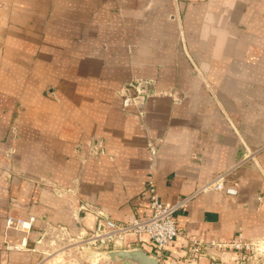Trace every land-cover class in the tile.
Returning a JSON list of instances; mask_svg holds the SVG:
<instances>
[{
  "label": "crops",
  "instance_id": "obj_1",
  "mask_svg": "<svg viewBox=\"0 0 264 264\" xmlns=\"http://www.w3.org/2000/svg\"><path fill=\"white\" fill-rule=\"evenodd\" d=\"M135 78L154 93L124 109L117 91ZM223 174L235 193L200 190ZM150 180L165 202L188 198L182 235L119 249L237 264L209 243L264 237V0H0V264H85L47 245L53 229L93 227L83 205L149 215ZM10 216L36 217L37 250Z\"/></svg>",
  "mask_w": 264,
  "mask_h": 264
},
{
  "label": "built area",
  "instance_id": "obj_2",
  "mask_svg": "<svg viewBox=\"0 0 264 264\" xmlns=\"http://www.w3.org/2000/svg\"><path fill=\"white\" fill-rule=\"evenodd\" d=\"M122 93L124 94L122 99L124 109L133 105L139 106L154 93L153 81L135 78L123 87ZM93 151L94 153L98 152L96 145L93 147ZM225 181V175H220L208 181L200 190H223L228 193H235L236 189L228 187ZM147 196L149 198L150 214L145 217H134L132 220L122 223L108 217L101 211H92L90 205H83L85 213H94L95 224L91 228H83L77 239L66 226L55 227L53 229L56 236L55 241L64 242L65 239L68 240V243L65 242L56 251L71 252L80 249L83 251L85 248L97 251H110L119 249L120 246L126 243L128 235H134L137 238L146 235L156 249L163 252L177 237L182 235V230L177 225L176 213L185 207L188 198L180 199L176 202L163 201L157 192L156 184L153 180L148 182ZM35 221L36 217L34 216L28 218L10 216L7 218V228L23 233L19 247L37 250L35 246L33 248L30 247L31 232ZM42 237L43 235H41ZM41 238L36 243L41 244ZM209 245L235 252L237 254V264H264V237L244 239L239 234L230 241H211ZM202 247V242L194 244L192 251L195 256L201 252ZM45 252L47 253L48 250Z\"/></svg>",
  "mask_w": 264,
  "mask_h": 264
},
{
  "label": "water",
  "instance_id": "obj_3",
  "mask_svg": "<svg viewBox=\"0 0 264 264\" xmlns=\"http://www.w3.org/2000/svg\"><path fill=\"white\" fill-rule=\"evenodd\" d=\"M84 253L88 260H108L118 264H159L157 256L149 254L142 248L115 249L110 251H97L87 248Z\"/></svg>",
  "mask_w": 264,
  "mask_h": 264
},
{
  "label": "rangeland",
  "instance_id": "obj_4",
  "mask_svg": "<svg viewBox=\"0 0 264 264\" xmlns=\"http://www.w3.org/2000/svg\"><path fill=\"white\" fill-rule=\"evenodd\" d=\"M128 82H130V81H128ZM128 82H126L118 91H117V93H118V95L119 96H121V99H123V96H124V94L122 93V89H123V87L128 83ZM52 93V92H51ZM55 233H53V234H50L48 237H47V245H49V246H51V245H56L57 244V240L55 241ZM64 242H66V243H68V240H64ZM30 247L31 248H33L34 246H31L30 245ZM24 249V248H23ZM26 250H29V249H26ZM29 251H32V250H29ZM74 252H76L75 254H77V256L78 257H82V259L83 260H85L84 261V263L85 264H100L101 263V260H88V258H87V254L86 253H84V251H86V248H85V250H83V251H81V249L80 250H73ZM73 253H71L70 255H68L69 257L66 259V261L63 263V264H66V263H68L69 261L71 262V264H76V263H78V260H76L75 259V255H72ZM86 255V256H85ZM72 257V258H71ZM70 259H72V261L70 260ZM60 262H61V259L59 260ZM106 262L107 263H112V262H110V261H108V260H106Z\"/></svg>",
  "mask_w": 264,
  "mask_h": 264
}]
</instances>
